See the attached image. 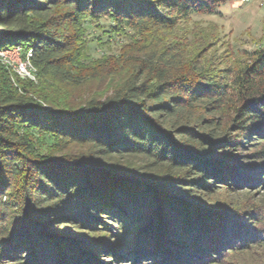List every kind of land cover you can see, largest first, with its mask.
I'll list each match as a JSON object with an SVG mask.
<instances>
[{
    "label": "trees",
    "instance_id": "1",
    "mask_svg": "<svg viewBox=\"0 0 264 264\" xmlns=\"http://www.w3.org/2000/svg\"><path fill=\"white\" fill-rule=\"evenodd\" d=\"M226 1L0 0V50H31L37 70L0 61V264H116L123 251L205 264L264 246L259 208L216 195L264 191V45L217 71L163 45ZM104 16L141 40L119 81L110 60H85V22Z\"/></svg>",
    "mask_w": 264,
    "mask_h": 264
},
{
    "label": "rangeland",
    "instance_id": "2",
    "mask_svg": "<svg viewBox=\"0 0 264 264\" xmlns=\"http://www.w3.org/2000/svg\"><path fill=\"white\" fill-rule=\"evenodd\" d=\"M85 23L86 63L106 58L117 67V81L128 77L141 55L137 51V47L141 46L140 38L130 29L114 30L115 24L107 16L99 21L89 19ZM172 39L178 41L182 59L192 69L205 66L217 71L241 66L248 53L264 45V0H228L216 14L193 15L189 21L181 22L163 45ZM11 71L16 73L13 69ZM33 81H37V77ZM258 188L254 186L250 191L240 192L218 190L216 195L225 206L231 202L244 207V210L254 206L263 215L264 191H256ZM258 226L263 228L264 222ZM121 259L116 264H135L124 251ZM104 264L115 263L106 260ZM205 264H264V246L230 252L221 260Z\"/></svg>",
    "mask_w": 264,
    "mask_h": 264
},
{
    "label": "built area",
    "instance_id": "3",
    "mask_svg": "<svg viewBox=\"0 0 264 264\" xmlns=\"http://www.w3.org/2000/svg\"><path fill=\"white\" fill-rule=\"evenodd\" d=\"M11 52V53H10ZM32 51L29 50L25 57L19 46L0 50V61L13 69L22 78L35 80L36 68L31 61Z\"/></svg>",
    "mask_w": 264,
    "mask_h": 264
}]
</instances>
